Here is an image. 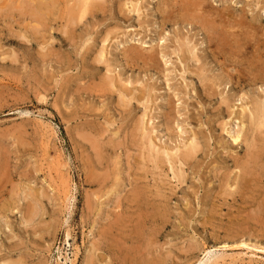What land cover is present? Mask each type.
<instances>
[{"label": "rangeland", "instance_id": "rangeland-1", "mask_svg": "<svg viewBox=\"0 0 264 264\" xmlns=\"http://www.w3.org/2000/svg\"><path fill=\"white\" fill-rule=\"evenodd\" d=\"M37 1L0 0V264H264V0H198L212 39L189 0Z\"/></svg>", "mask_w": 264, "mask_h": 264}, {"label": "bare ground", "instance_id": "bare-ground-1", "mask_svg": "<svg viewBox=\"0 0 264 264\" xmlns=\"http://www.w3.org/2000/svg\"><path fill=\"white\" fill-rule=\"evenodd\" d=\"M33 1V0H32ZM43 1V0H42ZM41 0H38L37 1V7H36V5H35V8H38V9H35V10H31L32 12H30L32 15L31 16H34V19H35V21H37L36 23L38 24H42L43 23V21L45 20V18L47 17H50V15H48L47 14V16L46 15H44V12H42V9H44V6H46L43 2H42ZM50 1V0H49ZM98 0H83L82 1V3L80 2V3H78L79 5H77L78 6V8H79V10L77 9V12H75V11H72V10H67L66 12L68 13V19H69V23H68V25H67V27H72V28H77L78 27V25L80 24V22L83 20V18L86 16V15H90V14H96L95 12H94V8H96V6H94V3L95 2H97ZM101 1H103V0H101ZM100 1V2H101ZM131 1V0H130ZM53 2H54V0H53ZM94 2V3H93ZM26 3V2H25ZM33 3L34 2H30V1H27V5L28 4H30V5H33ZM36 3V2H35ZM101 3H103V2H101ZM97 4H99L98 2H97ZM27 5H26V8H27ZM57 5H59V4H57ZM63 5V4H62ZM71 5V4H70ZM101 5V4H100ZM99 5V6H100ZM29 6V5H28ZM72 6V5H71ZM77 6H75V8L77 7ZM29 7H32V6H29ZM69 9V8H68ZM19 10V9H18ZM56 10V9H55ZM14 11V10H13ZM27 11H28V9H27ZM175 11V10H174ZM179 11V10H178ZM173 12V11H172ZM171 12V13H172ZM180 13H182V19L183 20H186V21H190V22H195V23H198L204 30H206V31H209L210 30V27L212 26V29H214L217 25L215 24L216 22H215V14H214V12L212 11V9H210V10H207V8L205 7V5H203L201 2H199L198 0H189V1H187L185 4H183L182 6H181V9H180ZM183 13H185L184 14V16H183ZM188 13H193V14H188ZM21 15H23V14H21ZM26 15V14H25ZM189 15H191L189 18L190 19H188L187 18V16H189ZM165 16V15H164ZM167 16V15H166ZM165 16V17H166ZM24 17V16H23ZM168 17V16H167ZM46 18V19H47ZM218 18V17H217ZM216 18V19H217ZM221 18H223V17H221ZM29 19V18H28ZM34 19H32V21L34 20ZM212 19V20H211ZM31 21V20H30ZM68 21V20H67ZM34 22V21H33ZM47 22V21H46ZM53 22H54V20H53ZM52 22V23H53ZM48 23V22H47ZM240 23V22H239ZM44 24V23H43ZM226 24V23H225ZM241 24V23H240ZM35 25V24H34ZM58 25V24H57ZM213 25H216L215 27H213ZM228 26V25H227ZM241 26H243V25H241ZM37 27H39V26H37ZM220 27H222L223 28V26H220ZM226 27V26H225ZM43 28V27H42ZM41 28V29H42ZM65 29H67L66 28V25H65V27H64ZM72 28H70V29H72ZM230 28V27H229ZM229 28H227V29H229ZM231 28H232V25H231ZM53 29V28H52ZM74 29V30H75ZM35 29H33L32 30V32L34 31ZM68 30V29H67ZM220 30H221V28H220ZM231 30V29H230ZM36 31V30H35ZM35 31H34V33H35ZM38 31V30H37ZM42 31V30H41ZM71 31V30H70ZM211 32L209 33L210 35L213 33L212 32V30H210ZM214 32H216L217 31V29L216 30H213ZM66 32V31H65ZM65 32H62V33H65ZM222 32V31H221ZM225 32V31H224ZM223 33V32H222ZM37 34V33H36ZM215 34V33H214ZM218 33H216V35H217ZM228 34L229 33H227V36H228ZM34 35V34H33ZM38 35V34H37ZM215 35V37H217ZM66 36H68V35H66ZM214 36V35H213ZM226 36V37H227ZM232 37L233 35H229V37ZM64 37V36H63ZM219 37H220V33H219ZM221 37H223V36H221ZM221 37H220V39H221ZM229 37H228V39L227 40H229ZM234 37V36H233ZM232 37V38H233ZM236 37V36H235ZM36 38V37H35ZM21 39H23V38H21ZM25 39V38H24ZM32 39V38H31ZM210 39H212V35H211V38ZM209 39V40H210ZM216 40L215 41H219V40H217V38H215ZM219 39V38H218ZM44 40H45V38H44ZM24 41V40H23ZM29 41V40H28ZM34 41V40H33ZM214 41V42H215ZM226 41V40H225ZM224 41V42H225ZM211 42V41H210ZM231 42V41H230ZM247 42V41H246ZM245 42V43H246ZM45 43V42H44ZM106 43V42H105ZM212 43V42H211ZM235 43V42H234ZM239 43V42H238ZM238 43H235V44H238ZM244 43V42H243ZM244 43V44H245ZM228 44V43H227ZM234 44V45H235ZM243 44V45H244ZM246 44H249L248 42L246 43ZM231 45V44H230ZM240 48H241V46H240ZM247 48V47H246ZM245 47H244V49H246ZM225 49V48H224ZM238 49V48H237ZM241 51V50H240ZM245 51V50H244ZM103 54L104 53H100V58L101 59H99L98 60V58H97V61L99 62L98 64H100V63H102L103 62ZM242 54V53H241ZM232 58V57H231ZM151 60V59H150ZM153 60V59H152ZM97 61H96V63H97ZM261 61V60H260ZM258 63H259V61H258ZM251 64H253V63H251ZM254 65V64H253ZM250 68V67H249ZM249 72H247L248 74H250V76L248 77V79H247V81L246 82H252V83H255V82H260V81H264V61H263V63L261 62V64L259 65V66H252L249 70H248ZM247 76V75H246ZM238 77V79L242 82H244V77H245V73L243 74V73H241V74H239V76H237ZM246 80V79H245ZM109 82V81H108ZM239 82V81H238ZM106 83L107 82H105L104 84L106 85ZM120 98H121V96H120ZM124 99V98H123ZM258 103V102H257ZM260 105V104H259ZM259 105H256L255 106V109L251 112V120H252V123H253V126L254 125H256L257 126V128H259V129H262V128H264V111L261 109V107L259 106ZM255 127V126H254ZM263 130V129H262ZM263 132V131H262ZM98 136V135H97ZM240 138V135H238L235 139L233 138V140L235 141V142H237L238 141V139ZM93 139V138H92ZM244 139V138H243ZM89 141V140H88ZM94 141V140H93ZM95 142V141H94ZM94 145L95 144H93V147H94ZM95 146H97V145H95ZM99 146V145H98ZM252 146H254V145H252ZM197 147V146H196ZM196 147H189V148H187V152L185 151V154H184V161H186V162H188L189 160H191L192 158H194L195 157V155L197 154V152H198V149L196 148ZM96 149H97V147H96ZM99 149V148H98ZM101 149V148H100ZM257 149V148H256ZM255 149V150H256ZM251 150H254V149H251ZM102 151V150H101ZM249 152V151H248ZM258 152H260L259 154H256V155H253L254 153H252V154H250L251 155V157H250V155H249V160H250V164H249V162H248V164H247V166H245L244 164V166L243 167H241V169L242 168H245L244 170L242 169V173H244L242 176H240V178H239V180H240V182H241V184H243V185H245V183L246 182H244L245 180H247V178H248V173L250 172H248V168H251L252 169V167H249V165L250 166H252L253 165V168L254 167H256L257 169L259 168L260 169V171L261 172H259L260 173V175H262L263 177H264V164H263V161H264V149L263 150H260V151H258ZM100 153V152H99ZM98 154V153H97ZM249 154V153H248ZM99 155V154H98ZM253 155V156H252ZM183 155H181V157H182ZM180 157V158H181ZM247 158V159H248ZM246 161V160H245ZM236 162V161H235ZM241 162V161H240ZM247 162V161H246ZM262 162V163H261ZM244 163V162H243ZM263 164V165H261V164ZM246 164V163H245ZM239 165V164H238ZM242 165V164H241ZM246 170V171H245ZM253 170V169H252ZM251 170V171H252ZM248 172V173H247ZM255 172V171H254ZM241 173V172H240ZM252 174H256V172L255 173H251V175ZM250 176V175H249ZM94 179H95V177H93ZM257 178V177H256ZM239 180H237V182L239 181ZM258 180V179H257ZM249 182V181H248ZM250 183H252V182H250ZM228 184V183H227ZM238 184V183H237ZM248 186V185H247ZM228 187V186H227ZM230 187V186H229ZM229 187H228V189H229ZM237 189V188H236ZM239 190V189H238ZM237 190V191H238ZM226 192H228V191H226ZM235 192H236V190H235ZM235 192H232V194H231V192H230V194H228V195H232V197H235L234 195H236L235 194ZM238 195V194H237ZM236 195V196H237ZM33 197V196H32ZM36 197V196H35ZM37 198V197H36ZM36 202H35V205H34V208L32 209V211L30 212V220H32L33 218H35V217H37L38 215H39V213H40V207H39V201H38V198L35 200ZM162 206V205H161ZM5 210V209H4ZM29 210V209H28ZM28 216V215H27ZM28 221V220H27ZM28 223H30V222H28ZM139 247V246H138ZM147 250H148V248H147ZM138 251V253L139 254H141V255H144L145 254V251L144 250H141V248L139 249V250H137ZM153 261H154V259H153ZM155 262V261H154ZM142 263V262H141ZM148 264V263H147ZM152 264V263H151Z\"/></svg>", "mask_w": 264, "mask_h": 264}]
</instances>
